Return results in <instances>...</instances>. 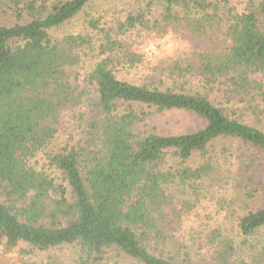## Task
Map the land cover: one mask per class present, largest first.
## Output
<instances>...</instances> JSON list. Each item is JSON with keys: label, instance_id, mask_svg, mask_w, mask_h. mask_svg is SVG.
Segmentation results:
<instances>
[{"label": "trees", "instance_id": "1", "mask_svg": "<svg viewBox=\"0 0 264 264\" xmlns=\"http://www.w3.org/2000/svg\"><path fill=\"white\" fill-rule=\"evenodd\" d=\"M98 1L0 0V264H264V0Z\"/></svg>", "mask_w": 264, "mask_h": 264}, {"label": "rangeland", "instance_id": "2", "mask_svg": "<svg viewBox=\"0 0 264 264\" xmlns=\"http://www.w3.org/2000/svg\"><path fill=\"white\" fill-rule=\"evenodd\" d=\"M126 0H100L96 3L95 7L98 10V12H100L101 14H103L106 11H112L115 9H121L123 6V3ZM80 26L81 24L76 22H73L69 25H66L65 27H63L62 29H60L59 35L63 34V33H69V32H74V31H79L80 30ZM157 46V48L159 49L161 47V45L159 43L155 44ZM160 60L150 64V65H146L145 67H141L138 69V72H132V71H124L122 73L119 74V77L130 81V82H134V83H150V82H159L158 77H156V74H154L153 72H151L149 70L150 67H155V65L159 62ZM93 62V61H92ZM92 62L91 61H86L85 62V67L80 69V73L85 74L87 71H89L91 69L92 66ZM92 95L87 99L88 103H91V99L96 97L95 92L92 90ZM37 162L39 163V165H43L45 164V159L43 158H39L37 160ZM42 167V166H41Z\"/></svg>", "mask_w": 264, "mask_h": 264}, {"label": "clouds", "instance_id": "3", "mask_svg": "<svg viewBox=\"0 0 264 264\" xmlns=\"http://www.w3.org/2000/svg\"><path fill=\"white\" fill-rule=\"evenodd\" d=\"M156 34H153L155 36ZM158 43L161 47L158 49L155 44L149 43L144 49H142V54L148 65L165 58H175L179 56L183 49L186 47L181 43L176 34L169 30L162 40ZM132 72H138V69H132Z\"/></svg>", "mask_w": 264, "mask_h": 264}]
</instances>
